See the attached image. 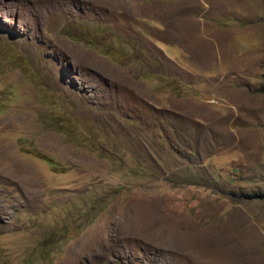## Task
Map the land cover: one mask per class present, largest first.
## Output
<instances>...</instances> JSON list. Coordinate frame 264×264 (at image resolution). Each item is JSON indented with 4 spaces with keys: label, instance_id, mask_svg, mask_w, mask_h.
Returning <instances> with one entry per match:
<instances>
[{
    "label": "rangeland",
    "instance_id": "rangeland-1",
    "mask_svg": "<svg viewBox=\"0 0 264 264\" xmlns=\"http://www.w3.org/2000/svg\"><path fill=\"white\" fill-rule=\"evenodd\" d=\"M0 264H264V0H0Z\"/></svg>",
    "mask_w": 264,
    "mask_h": 264
},
{
    "label": "crops",
    "instance_id": "crops-1",
    "mask_svg": "<svg viewBox=\"0 0 264 264\" xmlns=\"http://www.w3.org/2000/svg\"><path fill=\"white\" fill-rule=\"evenodd\" d=\"M97 1H98V0H96V2H97ZM97 5H98V6H102V7H107V8H106L107 10H109V9L111 10V7L106 6V5H104V4L97 3Z\"/></svg>",
    "mask_w": 264,
    "mask_h": 264
}]
</instances>
